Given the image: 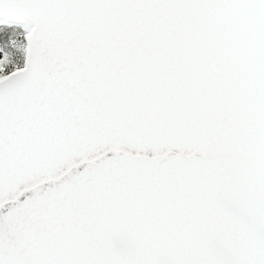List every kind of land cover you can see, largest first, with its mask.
Returning a JSON list of instances; mask_svg holds the SVG:
<instances>
[{"label":"snow or ice","instance_id":"snow-or-ice-1","mask_svg":"<svg viewBox=\"0 0 264 264\" xmlns=\"http://www.w3.org/2000/svg\"><path fill=\"white\" fill-rule=\"evenodd\" d=\"M0 264H264V0H0Z\"/></svg>","mask_w":264,"mask_h":264}]
</instances>
